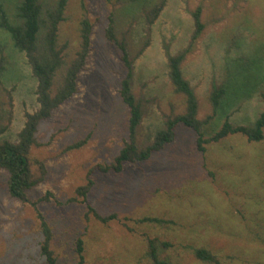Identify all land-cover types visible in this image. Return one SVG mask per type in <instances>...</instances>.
<instances>
[{
	"label": "rangeland",
	"instance_id": "374dc122",
	"mask_svg": "<svg viewBox=\"0 0 264 264\" xmlns=\"http://www.w3.org/2000/svg\"><path fill=\"white\" fill-rule=\"evenodd\" d=\"M18 2L0 0L12 22ZM156 2L68 0L57 37L63 65L52 94L79 49L82 19L92 24L90 52L77 94L38 126L39 146L31 147L28 160L33 178L41 180L27 193V203L8 195L7 176L0 170V264H43L38 215L52 232L57 264H80L78 240L81 264H152L148 240H156L165 264H264V142L230 135L201 153L196 134L177 125L173 142L147 161L126 164L120 173L95 169L111 163L127 140L129 113L119 96L126 69L105 37L111 20L117 40L126 41L132 91L142 101L139 144H149L167 118L185 111L184 96L174 92L168 78L166 53L187 48L198 7L204 29L181 71L197 97L199 120L212 113L213 84L226 87L216 115L203 127L204 138L226 118L232 125L250 126L264 111V0H166L148 27L145 16ZM0 66V143H15L24 115L38 109L36 80L25 55L1 29ZM86 138L83 147L65 151ZM87 181L90 190L78 197L76 188ZM89 207L117 219L102 224ZM198 249L214 261L198 260Z\"/></svg>",
	"mask_w": 264,
	"mask_h": 264
},
{
	"label": "trees",
	"instance_id": "16d2710c",
	"mask_svg": "<svg viewBox=\"0 0 264 264\" xmlns=\"http://www.w3.org/2000/svg\"><path fill=\"white\" fill-rule=\"evenodd\" d=\"M67 2L68 0H19L13 22L9 20L5 9L0 4V29L9 35L13 47L25 55L32 75L36 80L35 96L38 109L33 113H26L24 115L25 122L18 133L15 143H0V170H3L7 176L6 191L11 198L21 203L28 202L27 193L41 180V178H33L28 160L31 147L39 146L36 141L38 126L41 122L48 120L54 111L77 94L78 75L84 70L90 52L92 24L87 19H82L79 29V49L62 76L60 86L52 94L56 74L63 65L64 49L57 46V37L58 26L63 21ZM165 2L166 0H158L150 11L146 13L145 19L148 27L159 16ZM200 14L201 9L199 7L192 13L194 32L187 48L173 56L166 53L168 78L174 92L184 96L185 111L183 114L167 118L164 128L157 131L152 141L146 145H141L137 142V130L142 121L143 107L142 101L138 100L132 91V60L129 56L126 41L123 39L117 40L114 24L111 20L106 29L105 37L120 52V59L126 69L125 76L120 83L119 96L122 103L128 109L129 117L127 140L123 142L122 148L111 163L95 166V169L99 172L103 174L120 173L126 164H137L147 161L155 152L161 151L167 144L173 142L174 131L177 125L191 129L196 134V147L198 152L201 153H204L205 145L216 143L230 135H242L250 143L264 142V111L258 115L250 126L232 125L228 121V118H226L217 132L209 138H204L203 127L216 115L221 102L225 99L226 87L223 84H213L209 96L212 113L206 119L199 120L197 118V97L193 88L183 77L181 64L188 53H190L192 43L196 41L204 29V25L200 20ZM39 34L41 35V44L38 43ZM138 53L141 54L142 50ZM2 70L3 68L0 66V73ZM86 142L87 138L80 140L68 146L65 151L79 149ZM91 172L92 170L89 171V174ZM91 186L92 182L87 181L85 185L76 188V195L85 198ZM88 213L102 224L117 219V216L114 214L102 217L90 207L88 208ZM38 218L40 219L41 234L44 238L40 245L43 264H57L51 250L52 232L40 215H38ZM144 221L156 224L164 222L159 219H145ZM147 248V256L150 258L152 264H165L159 259L156 240H148ZM75 250L81 264L83 261V244L81 240L76 242ZM195 257L204 263H212L214 261L211 253L204 249L196 250Z\"/></svg>",
	"mask_w": 264,
	"mask_h": 264
}]
</instances>
